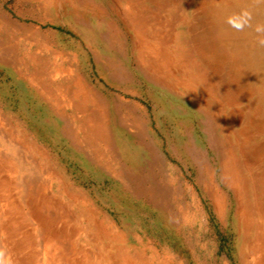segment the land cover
<instances>
[{
	"label": "rangeland",
	"instance_id": "obj_1",
	"mask_svg": "<svg viewBox=\"0 0 264 264\" xmlns=\"http://www.w3.org/2000/svg\"><path fill=\"white\" fill-rule=\"evenodd\" d=\"M257 23L264 0H0V198L34 222L7 264L54 239L62 264H264Z\"/></svg>",
	"mask_w": 264,
	"mask_h": 264
},
{
	"label": "bare ground",
	"instance_id": "obj_2",
	"mask_svg": "<svg viewBox=\"0 0 264 264\" xmlns=\"http://www.w3.org/2000/svg\"><path fill=\"white\" fill-rule=\"evenodd\" d=\"M8 186H9V184L4 183L3 179L0 181V189L4 190ZM16 186H17V184H16ZM18 186L20 187L19 183H18ZM35 187H36V185L30 191L31 196L37 191V190L35 191V189H36ZM35 194L37 195L39 193L37 192ZM0 200H2V202H0V211L4 210L5 212H7L9 214V220H8L9 231H7V233H9L11 231V234H12L9 239L8 238L0 239V260L3 259L2 264H7V261L10 258L9 257L10 248H9L7 242H5L4 240H6V241L10 240L12 238V236L14 237L16 235L17 230H20L21 228L25 227V225H27V223L34 224V222L32 219H30V216L28 215L29 214L28 211L24 210V205L23 204L21 205L19 203H18V205H15L13 203L12 198L10 197L9 193L2 194V197L0 198ZM42 202H43V200H42ZM44 206L46 207L45 201H44V204L40 205V207L42 208ZM41 208H40V211H41V214H43V211L41 210ZM45 212H46V210H45ZM56 218H58V217H56ZM0 233H1V230H0ZM56 237H58V236L56 235ZM58 238H61V237H58ZM258 239H259V237H258ZM36 240H38V238ZM36 240H34V241H36ZM27 241H25V242L27 243ZM29 242H32L31 239ZM53 242L54 243L58 242L59 245L61 244L60 239H54V241H52L50 244L52 245ZM17 243L19 244L17 246L18 247L17 249H19V250L22 249L23 247L22 246L20 247L21 241H17L16 245H17ZM47 243L46 242L42 243L43 249L41 251V259L39 261V264H62L63 263L62 258L65 259V257H63L61 253H58V257H56V259H54V260L52 258H50V255L48 256L49 251H51V249H54V247H50V244H47Z\"/></svg>",
	"mask_w": 264,
	"mask_h": 264
},
{
	"label": "clouds",
	"instance_id": "obj_3",
	"mask_svg": "<svg viewBox=\"0 0 264 264\" xmlns=\"http://www.w3.org/2000/svg\"><path fill=\"white\" fill-rule=\"evenodd\" d=\"M251 19L252 13L247 9H242L239 13L229 15L225 22L236 31H242L250 26ZM253 30L257 34L256 43L260 46H264V24H255Z\"/></svg>",
	"mask_w": 264,
	"mask_h": 264
}]
</instances>
